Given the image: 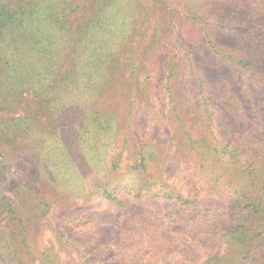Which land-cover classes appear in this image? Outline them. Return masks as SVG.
<instances>
[{
    "label": "trees",
    "instance_id": "16d2710c",
    "mask_svg": "<svg viewBox=\"0 0 264 264\" xmlns=\"http://www.w3.org/2000/svg\"><path fill=\"white\" fill-rule=\"evenodd\" d=\"M214 1L212 25L198 15L208 0H190L196 11L187 17L204 24L208 47L264 82V0ZM137 3L0 0V155L24 161L21 187L75 256L69 264H264V105L253 140L237 132V118L219 122L225 137L203 147L210 165L201 163L203 182L188 194L161 167L149 172L158 145L123 166L134 140L121 130L130 61L122 52ZM70 195L83 198L73 211L59 203ZM75 217L88 233L71 230ZM31 228L30 215L0 190V264H56L52 248L32 250Z\"/></svg>",
    "mask_w": 264,
    "mask_h": 264
},
{
    "label": "rangeland",
    "instance_id": "374dc122",
    "mask_svg": "<svg viewBox=\"0 0 264 264\" xmlns=\"http://www.w3.org/2000/svg\"><path fill=\"white\" fill-rule=\"evenodd\" d=\"M137 1L140 4L137 3L136 27L122 52L123 58L130 57L129 67L133 62V74L130 76L129 67L124 69L126 95L125 101L122 96L121 116L122 119L127 116L128 120L121 130H126L134 140L128 142L123 166H134L137 160L134 151L149 144L158 145L149 172L154 174L156 169L160 174L158 169L161 167L160 176L178 191L188 194L203 182L201 163L210 165L203 147L225 137L219 124L222 119L232 123L237 118V132H245L247 138L253 140L255 124L261 115L258 111H263L259 108L264 105V82L245 74L226 59L218 47L213 50L208 47L201 29L204 24L215 23L210 19L217 10V1L199 4L198 15L204 14L206 19L203 25H194L187 17L196 11L190 0ZM171 69L173 75L169 85L173 100L169 97L166 78ZM31 105L32 109L36 106L35 100ZM238 106L242 108L239 109L241 114L236 110ZM120 137L121 134L117 135V143ZM9 160L10 157L3 159L0 155V190L30 215L32 250L38 254L45 248H52L56 252V264H69V259L75 256L64 249L52 227L39 218L31 196L21 187L20 171L26 176L28 173L27 167H23L24 161L19 158L8 163ZM35 182L41 191H45L39 180ZM82 199L70 195L59 203L73 211ZM165 209L168 210V205ZM65 212L56 210L59 216L73 217ZM70 223L71 230L79 235L89 232V224L80 223L76 217Z\"/></svg>",
    "mask_w": 264,
    "mask_h": 264
}]
</instances>
